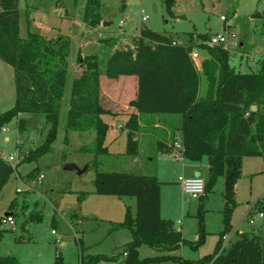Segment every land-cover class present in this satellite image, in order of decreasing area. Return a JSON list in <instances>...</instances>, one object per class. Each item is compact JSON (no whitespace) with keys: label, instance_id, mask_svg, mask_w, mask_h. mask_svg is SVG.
<instances>
[{"label":"rangeland","instance_id":"rangeland-1","mask_svg":"<svg viewBox=\"0 0 264 264\" xmlns=\"http://www.w3.org/2000/svg\"><path fill=\"white\" fill-rule=\"evenodd\" d=\"M84 3L85 0H77L75 4L72 0H18L19 37L38 34L47 40H67L69 75L59 113V131L49 153L35 161L20 163L45 138L49 124L40 115H21L0 129V156H11L14 159L11 166L15 168L0 190V217L4 213L13 214L14 222L12 226H1L0 256L14 257L19 264H79L80 246L83 256H109L112 252L122 250L130 242L131 236L127 229L117 228V224L123 221L127 207L131 214L134 213V200L95 195V171H105L154 174L161 184L159 216L171 221L174 230L185 241L173 254L191 261L203 259L213 254L220 240L222 178L215 181L202 203L198 200H185L177 183V178L183 176L180 164L167 153L154 149L158 139L168 143L169 148L173 142L179 141V134L175 130L179 119L172 115L139 117L143 126L138 127L134 136L151 132L154 138L149 135L145 137L150 140L152 147L141 156L143 159L140 166L135 167L127 165L131 157L120 153L124 149L125 121L120 124L119 120L122 119L103 117L109 126L105 141L109 152L99 155L97 166L92 167L93 155L82 153L79 149L92 145L94 132L64 130L71 80L80 74L76 55L78 52L81 57L96 54L105 60L114 49L125 47V43L126 46L131 45V39L138 35L140 29L169 36L180 44H186L191 35L195 45L197 35H205L206 40L209 35L227 28L237 44L236 47L230 45L226 50L229 53V67L236 73H256L260 62L264 60V36L260 34L264 24V0H176L169 13L165 11L163 0H127L124 11L119 9L117 0H107L103 2L102 15L103 22L108 23V26L100 24L93 30L81 23ZM141 16L147 19L141 21ZM220 17H224L225 21H220ZM120 22L123 25L120 26ZM100 40L109 42L102 43ZM113 40L116 44L112 48ZM197 52L200 65L203 59L208 58V54L205 48H199ZM3 66L11 70L9 66ZM7 83L5 76L1 78L0 112L13 106V81ZM204 87V81L200 78V94ZM109 94L106 92L102 101L104 110L113 114L115 111L109 104L115 105L113 103L116 101L113 100L120 103L123 98L119 94L113 95L115 98ZM261 112L264 116V104ZM20 118L25 121V128L19 132L17 124ZM156 123L159 126L157 129L153 128ZM117 125L119 129H116ZM118 135L121 141L116 144L117 139L113 138ZM148 157H151L150 162H147ZM66 164H72L83 172L76 174L65 171L63 167ZM196 165L202 166L198 173L206 182V158L203 157ZM263 165L264 156L242 159L241 177L235 184L234 201L237 205L231 215V225L241 217L245 204H251L261 194L264 179L260 171ZM11 202L14 205L9 208ZM201 217L204 239L193 248L189 244L196 242ZM253 228L255 225H249L247 220L240 225V230L244 232ZM237 237V234L230 235L224 246L221 242L222 248L228 249ZM155 255L151 248H138L139 258Z\"/></svg>","mask_w":264,"mask_h":264},{"label":"trees","instance_id":"trees-1","mask_svg":"<svg viewBox=\"0 0 264 264\" xmlns=\"http://www.w3.org/2000/svg\"><path fill=\"white\" fill-rule=\"evenodd\" d=\"M76 1L72 0L74 4ZM104 1L107 0H85L81 15L84 27L93 30L103 22ZM117 1L119 9L124 11L127 0ZM175 2L163 0L167 13ZM17 5L18 0H0V62L11 68L14 87L13 106L0 112V129L12 119L27 114L40 115L49 124L42 144L29 151L22 158V163L35 161L52 150L59 131V113L69 75V44L63 38L47 40L38 34L20 38ZM260 34L264 36V24ZM205 38V35H197L195 39ZM173 42L169 36L140 29L138 35L131 39V45L114 49L105 60L96 54L81 57L78 52L76 61L80 74L71 80L64 130L94 132L92 145L79 151L93 155L91 165L95 168L97 157L109 152L105 145L109 126L103 117L116 116L99 104V77L135 76L137 92L129 106L137 114L128 115L123 125L126 130L123 156L134 157L138 153L134 133L139 127L140 116L178 117L179 124L175 130L181 137L184 159L197 163L206 158L207 179L204 194L198 199L200 203L215 181L222 178L220 240L213 254L203 259L191 261L174 255L185 241L174 230L171 221L159 216L161 184L156 176L95 171V195L134 200V213L131 214L127 207L123 221L117 224V228L130 232L131 240L122 250L109 256H83L80 246L79 264L116 261L123 252L126 253L124 264H264V198L255 204V210L262 214L261 229L237 234V239L226 250L221 244L232 229L230 219L236 206L235 184L241 177L242 159L264 156V116L261 112L264 104V60L256 73H236L228 65L229 53L226 50L200 46L207 50L208 58L203 59L199 70H196L188 57L194 46L192 36L188 37L186 44L172 45ZM115 44L113 40L111 47ZM200 78L205 85L201 94ZM251 106L255 107L254 111H251ZM24 128L25 121L20 118L17 129L20 132ZM162 148L167 150L166 144L156 143V151ZM14 169L0 158V190ZM260 174L264 179V165ZM13 205L11 202L9 208ZM199 223L196 242L187 243L193 248L204 239L202 217ZM140 246L153 249L156 255L139 258ZM0 264L19 263L14 257L0 256Z\"/></svg>","mask_w":264,"mask_h":264},{"label":"crops","instance_id":"crops-1","mask_svg":"<svg viewBox=\"0 0 264 264\" xmlns=\"http://www.w3.org/2000/svg\"><path fill=\"white\" fill-rule=\"evenodd\" d=\"M126 45L127 44L125 43L124 46L126 47ZM4 76L7 78V82H8L7 85H8L10 83V81L12 80V70H9L8 68H6V66H3V64H0V80H1V78H4ZM99 92H100V94H99L100 95V97H99L100 102L99 103L103 109L105 107L103 105L102 98L106 92L111 93V94H109L110 96L119 94L123 98V100H122L123 102L120 99V103L117 100H113V101H116V103H113L115 105L109 104L110 106H112V108L115 111V112H113V114L117 115V116L111 117V118L112 119H122V120H119L120 124L121 123L123 124V122L126 121V118L128 115L137 114L136 110L128 105V102L134 100L136 97L137 79L135 76H119L117 79H108L105 76H100L99 77ZM113 97L115 98V96H113ZM138 123H139L140 127L143 126V124L141 123L140 120ZM153 128H155V129L159 128L157 123L155 125H153ZM116 129H119V125L116 126ZM147 135H149L148 137H153L151 132L149 134L142 132V133H138L137 135L134 136V139L137 141V145H138V153L136 156L131 157L132 160L128 161L127 165H130V166L134 165V167L140 166V163L143 159V157H141V156L143 155V153L147 149H150V147H152V143H150V140L145 139V137ZM114 139L115 140L117 139L116 144H117V142L121 141L119 138V135L116 136L115 138H113V140ZM180 139H181V137L179 134L177 136V140H180ZM156 143L166 144L167 150L165 148H162L158 152L167 153L171 158H173V156L171 154V149L169 148L168 143H164L162 140H159V139L157 140ZM156 143L154 145L155 150H156ZM124 144H125V141H124ZM123 151H124V149H122L120 153H123ZM173 159H174V161H176L180 164L179 168H180L181 174L183 175L182 177L192 178L196 175L199 176L198 170L202 166L198 167L196 165V163H191L189 161L185 162V159H183L182 161L176 160L175 158H173ZM150 161H151V157H148L147 162H150ZM143 165H145V164H143ZM204 169L207 172V162H206V165L204 166ZM261 170H262V168H261ZM206 178H207V176H206ZM235 194H236V192H235ZM234 197H235V195H234ZM260 198H261V194L256 196L254 199V202H252L251 204H245V207L243 208L242 213H241V217L233 225H231L232 229H231V232L229 233V235H226L227 239H229L230 235H232V234H239V233L244 232V231L240 230V225L244 220H247L245 218V215H247V211H248L249 207L252 206L253 204H256L257 200H259ZM185 200H183V201H185ZM236 205H237V203H236ZM222 207H223V203H222ZM249 216H251L253 218L254 211H252ZM254 225H255V228H253V230H251V231H254V232H255V230L259 231L261 229V220L254 219V224L251 226H254ZM226 241L227 240L222 241L223 246H224V243ZM112 253H114V252H112ZM93 256H95V255H93Z\"/></svg>","mask_w":264,"mask_h":264},{"label":"built area","instance_id":"built-area-1","mask_svg":"<svg viewBox=\"0 0 264 264\" xmlns=\"http://www.w3.org/2000/svg\"><path fill=\"white\" fill-rule=\"evenodd\" d=\"M147 18L146 16H141V21H145ZM220 21L224 22L225 18L220 17ZM120 26L123 25L122 22L119 24ZM172 45H175V42L172 43ZM236 47V41L234 40V35L230 33V31L225 28L220 33H216L214 35H209L206 40H198L197 43L192 47V49L188 53V57L191 60L194 68L196 70L199 69V54L197 50L202 47L207 48H213V47H219L222 49H225L228 51L229 46ZM171 154L173 158L176 160L182 161L184 159L183 157V146L181 143V140L173 142L171 146ZM0 158L6 162L7 164H12L14 159L11 156L8 157H1ZM41 179L42 176H39ZM177 183L180 186L182 194L186 197V200H198L203 194H204V186L205 182L203 179H201L199 176L192 177V178H184L182 176H179L177 178ZM261 198H264V183L262 184V193ZM254 211L253 218L250 215V213ZM245 218L248 221L249 225L254 224V219L261 220L262 214L257 212L255 210V204L249 207L247 211V215H245ZM14 224L12 215L3 216L1 219V225H9L12 226ZM228 240L227 236L223 238L222 241ZM126 258V253H122L121 256L116 260L112 262H100L98 264H124V259Z\"/></svg>","mask_w":264,"mask_h":264},{"label":"water","instance_id":"water-1","mask_svg":"<svg viewBox=\"0 0 264 264\" xmlns=\"http://www.w3.org/2000/svg\"><path fill=\"white\" fill-rule=\"evenodd\" d=\"M101 26H103V27L108 26V23H106V22H102V23H101ZM250 109H251V111H254V110H255V107H254V106H251ZM63 169H64L65 171H73V172H75L76 174H81V173L83 172V171L78 170V169H77L74 165H72V164H66V165H64ZM194 177H197V175L194 176ZM8 215H10V214H9V213H4L3 216H8Z\"/></svg>","mask_w":264,"mask_h":264}]
</instances>
